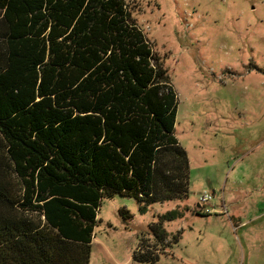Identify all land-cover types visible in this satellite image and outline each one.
Listing matches in <instances>:
<instances>
[{
    "label": "trees",
    "instance_id": "1",
    "mask_svg": "<svg viewBox=\"0 0 264 264\" xmlns=\"http://www.w3.org/2000/svg\"><path fill=\"white\" fill-rule=\"evenodd\" d=\"M176 112L126 0H0V264H89L103 198L187 199ZM182 216L132 259L156 262Z\"/></svg>",
    "mask_w": 264,
    "mask_h": 264
},
{
    "label": "rangeland",
    "instance_id": "2",
    "mask_svg": "<svg viewBox=\"0 0 264 264\" xmlns=\"http://www.w3.org/2000/svg\"><path fill=\"white\" fill-rule=\"evenodd\" d=\"M126 1L177 95L188 197L103 198L89 264H264V0ZM172 209L183 216L163 228L176 240L156 262H135Z\"/></svg>",
    "mask_w": 264,
    "mask_h": 264
},
{
    "label": "built area",
    "instance_id": "3",
    "mask_svg": "<svg viewBox=\"0 0 264 264\" xmlns=\"http://www.w3.org/2000/svg\"><path fill=\"white\" fill-rule=\"evenodd\" d=\"M209 199V196L207 195V194H204L201 198H200V200H199V206L200 205H202V204H204L207 200Z\"/></svg>",
    "mask_w": 264,
    "mask_h": 264
}]
</instances>
